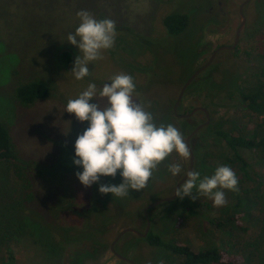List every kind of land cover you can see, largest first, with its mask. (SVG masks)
<instances>
[{"label":"rangeland","instance_id":"obj_1","mask_svg":"<svg viewBox=\"0 0 264 264\" xmlns=\"http://www.w3.org/2000/svg\"><path fill=\"white\" fill-rule=\"evenodd\" d=\"M244 1L0 0V121L9 128L23 159L50 169L48 174L31 181L33 209L47 218V205L60 194L71 195L75 201L85 203L92 193L93 185L86 188L74 173H62L75 166L72 163L75 140L88 127L87 121L79 122L74 114L65 111L69 99L76 98L89 83H95L98 93L94 99L103 107L105 99L99 97V89L104 83H110L109 77L124 72L134 78V100L153 113L154 122L160 125L159 120L168 107L172 114L182 86L196 69L207 63L215 49L233 44L239 26L238 8ZM81 10L89 11L98 20L115 21L117 35L114 46L103 53L104 58L89 62V75L77 81L70 71L79 50L68 43L67 37L78 27L80 21L76 14ZM171 11L189 15L187 28L176 37L167 35L162 25L163 17ZM243 13L246 23L235 49L217 53L209 67L186 88L176 110L177 115H185L196 107L206 109L210 120L205 128L209 131L227 128V124L246 116L235 94L217 93L221 71L226 68L242 75L264 68V0H251ZM63 50L69 51L73 58L67 68L58 60ZM35 78L51 86V98L28 107L19 105L13 97L14 87ZM176 119L168 118L165 125H175L185 140L194 130L191 128L206 120L202 112L187 120ZM207 133H197L189 140L193 169L199 171L201 177L213 175L226 154L221 142ZM176 162L181 164V172L173 176L168 165ZM254 165L264 184V167L259 162ZM188 171L189 158L185 160L173 152L158 165L140 192L130 191L123 198L109 194L112 205L121 204L128 207L129 212L138 213L121 216L120 221L106 226V232H98L97 238L103 247L93 245L90 239L63 243L57 232L25 218L22 230L16 233L17 242L12 246L17 264H76L79 253L82 254L81 264H129L116 258L110 245L126 228L142 233L146 226L143 209L171 196ZM117 173L119 179H109L110 184L122 182L119 170ZM105 180L106 177H102L100 182ZM224 191L227 203L222 207H214L211 199L193 189L195 200L176 197L148 210L150 230L167 241L188 245L193 251L218 245L243 252V245L257 235L254 219L258 213L252 207V220L241 217L237 220L240 230H231L222 218L227 205L232 203L230 191ZM60 217L63 234V229L81 225V218L71 211L61 213ZM218 223L223 226L218 227ZM114 249L134 264H174L173 257L149 247L143 238L131 233L123 235Z\"/></svg>","mask_w":264,"mask_h":264},{"label":"trees","instance_id":"obj_2","mask_svg":"<svg viewBox=\"0 0 264 264\" xmlns=\"http://www.w3.org/2000/svg\"><path fill=\"white\" fill-rule=\"evenodd\" d=\"M188 24L189 15L182 11H171L162 19L165 32L170 37L182 34ZM246 59L249 61V58ZM58 60L63 68L70 67L73 62L72 54L63 50L59 53ZM226 70L229 71L226 68L221 71L216 91L219 94H235L246 116L239 118L238 121H232L230 125L227 124L229 126L227 128L221 127L209 131L204 127L198 133L204 134V131H207L209 136L221 142L226 154L220 165L230 166L239 179V191H230L229 198L232 203L227 205L222 218L231 230H240L237 220L242 217L251 221L250 210L254 207L258 213L254 219L257 235L251 242L243 245L244 249L241 253L218 245L193 251L188 245L167 241L160 234L149 230L144 239L145 243L173 257L174 264H264V184L254 165L255 162H259L264 167V68L247 71L242 75L231 71L227 74ZM52 94L51 86L39 78L19 82L13 90L15 102L25 107L51 98ZM172 114L169 113L168 107L159 122L165 125L168 118H178L173 108ZM79 171H82V168L75 165L68 170L66 168L62 173L68 175ZM49 172L47 166L21 157L9 128L0 121V264H17L12 246L17 242L16 233L22 230L25 218L36 221L46 230L57 232L63 243L90 239L93 245L103 247V243L98 241V232H106V226L120 221L121 216H135L138 213V211L129 212L128 207H123L121 204L112 205L109 202V194H100L99 184H93L92 193L85 203H79L73 196L65 193L57 196L53 203L47 205L46 218L31 205L33 201L31 181ZM115 177L119 179L118 173ZM109 179L111 181L113 177H106L110 184ZM106 180L103 183H106ZM130 191L135 192V190ZM65 211H71L81 218V225L65 228L62 230L63 234L60 215ZM190 213L195 214L191 210ZM217 226L222 227L223 224L218 223ZM79 254L76 256V264H81L82 254Z\"/></svg>","mask_w":264,"mask_h":264},{"label":"clouds","instance_id":"obj_3","mask_svg":"<svg viewBox=\"0 0 264 264\" xmlns=\"http://www.w3.org/2000/svg\"><path fill=\"white\" fill-rule=\"evenodd\" d=\"M79 25L69 34L67 41L79 50L70 71L75 80L89 75L88 64L102 60L103 53L114 46L115 21L96 19L92 13L81 10L76 14ZM82 53V55H81ZM99 89V97L105 99L100 106L94 98L98 89L95 83L74 99H69L65 111L74 114L79 122H88V127L74 144L75 158L72 163L82 168L74 173L84 187L99 184L100 194L118 198L129 195L130 190L140 191L147 186L154 170L173 152L187 160L191 153L180 130L173 124L157 125L153 113L134 100L136 84L130 74L120 72L109 77ZM96 101L90 103V101ZM179 162L168 165L173 175L181 172ZM122 177L120 184L100 183L101 177ZM239 179L227 165H220L213 175L201 177L199 171L190 170L186 179L175 188L178 199L190 197L195 200L193 189L212 200L214 207L226 205L224 190L239 191Z\"/></svg>","mask_w":264,"mask_h":264},{"label":"water","instance_id":"obj_4","mask_svg":"<svg viewBox=\"0 0 264 264\" xmlns=\"http://www.w3.org/2000/svg\"><path fill=\"white\" fill-rule=\"evenodd\" d=\"M251 0H245L243 3H241V5L239 6L238 8V15H239V26L238 28L236 29V32H235V35H234V41H233V44L230 45V46H222L220 48H217L213 51L211 57L209 58V60L207 61L206 64H204L203 66L199 67L198 69H196V71L191 75V77L184 83V85L182 86L180 92H179V95L177 97V100L173 106V112L174 114L178 117V118H181V119H188L190 118L191 116H193L194 114L198 113V112H202L205 116V122L199 126H197L186 138V143L188 144V147L190 149V157H189V171L190 170H193V153H192V150L189 146V140L199 132V130H201L202 128L206 127L208 124H209V114L207 112L206 109L202 108V107H196L194 108L190 113L188 114H185V115H177L176 113V110H177V107L184 95V92L186 90V88L190 85V83L202 72L204 71L207 67H209V65L212 63L214 57L217 55V53L219 52H222V51H232L235 49V47L237 46L238 44V41H239V37H240V34L242 32V30L244 29L245 27V23H246V19H245V16H244V13H243V9L245 7V5L247 3H249ZM186 179V174L178 181V183L176 184L175 188L176 187H179L180 184H182L184 182V180ZM175 193V189L173 191V194L169 197H166V198H163V199H160L158 200L157 202L155 203H152L150 205H148L146 208L143 209V216L146 220V226H145V229L142 233H140L139 231H137L136 229L134 228H126L124 230H122L118 235L117 237L115 238V240L112 242V244L110 245V251L113 253V255L118 258L119 260L121 261H124L126 263H129V264H134V262L126 259L125 257H123L122 255L118 254L115 249H114V245L117 243V241L125 234H128V233H131V234H134L135 236L137 237H140V238H143L145 239L149 230H150V221H149V218H148V210L150 209H153L157 206H159L160 204L162 203H166V202H170L172 200H174L176 198V196L174 195Z\"/></svg>","mask_w":264,"mask_h":264},{"label":"flooded vegetation","instance_id":"obj_5","mask_svg":"<svg viewBox=\"0 0 264 264\" xmlns=\"http://www.w3.org/2000/svg\"><path fill=\"white\" fill-rule=\"evenodd\" d=\"M219 4H220V2H219ZM224 15H225V13H224ZM190 113V112H189ZM192 117V116H191ZM189 119V118H188ZM203 124V123H202ZM201 125V124H200Z\"/></svg>","mask_w":264,"mask_h":264}]
</instances>
